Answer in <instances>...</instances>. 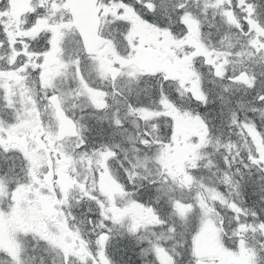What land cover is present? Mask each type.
<instances>
[{"label": "snow or ice", "instance_id": "obj_1", "mask_svg": "<svg viewBox=\"0 0 264 264\" xmlns=\"http://www.w3.org/2000/svg\"><path fill=\"white\" fill-rule=\"evenodd\" d=\"M0 264H264V0H0Z\"/></svg>", "mask_w": 264, "mask_h": 264}]
</instances>
